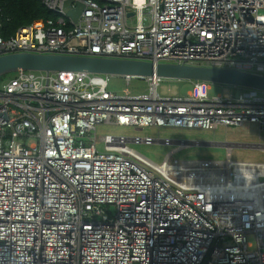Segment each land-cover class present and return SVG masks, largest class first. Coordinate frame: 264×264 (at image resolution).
I'll return each instance as SVG.
<instances>
[{
  "label": "built area",
  "instance_id": "1",
  "mask_svg": "<svg viewBox=\"0 0 264 264\" xmlns=\"http://www.w3.org/2000/svg\"><path fill=\"white\" fill-rule=\"evenodd\" d=\"M75 1L83 8L73 23L63 0H40L57 16L0 33V55L207 64L264 76V0ZM107 76L26 70L1 85L0 264H264V161L171 152L155 161L132 144L169 139L104 134L99 149L95 138L99 124L255 123L264 134V93L209 95L206 82L193 81L183 95H160L161 78L151 77L145 93L115 94Z\"/></svg>",
  "mask_w": 264,
  "mask_h": 264
},
{
  "label": "rangeland",
  "instance_id": "2",
  "mask_svg": "<svg viewBox=\"0 0 264 264\" xmlns=\"http://www.w3.org/2000/svg\"><path fill=\"white\" fill-rule=\"evenodd\" d=\"M7 75V76H6ZM0 78L1 83L5 82L11 75L6 74ZM108 86L107 89L115 94L123 93L127 88L130 94H137L148 91V84L145 80L139 78H131L129 83L126 84L125 80L121 76H107ZM209 95H231L233 94V86L208 83ZM191 88V84L186 81H177L175 79H161L156 91L162 95H183L187 90ZM104 134H115L124 136H150L155 139H170L172 144H162L155 142L150 145L144 144H132V147L145 155L146 157L160 161L165 154L172 149H176L175 153H172V157L176 158H216L223 159L226 154L231 151V158L237 160H254L264 161V152L250 148V147H234V144L239 143H252V144H264V134L258 131V126L255 123H245L242 126H219L215 129L207 130H180L170 129L162 127H147L142 129H135L133 127H121L110 124H99L95 129L96 145L99 149L102 148V143L98 141L99 137ZM179 140H183V146L178 144ZM185 141H197V145L194 143H184ZM175 142V144H173ZM231 143L230 147L225 146L223 143ZM246 145V144H245ZM248 240H252V236L247 237Z\"/></svg>",
  "mask_w": 264,
  "mask_h": 264
},
{
  "label": "water",
  "instance_id": "3",
  "mask_svg": "<svg viewBox=\"0 0 264 264\" xmlns=\"http://www.w3.org/2000/svg\"><path fill=\"white\" fill-rule=\"evenodd\" d=\"M82 8V2L75 0H63L62 2V10L65 16L73 23H76ZM20 70L55 71L60 72L63 78H68L69 73L74 71L141 78L157 76L165 79L201 80L231 85L237 89L248 87L264 91L263 75L235 68L58 53L14 52L0 56V77ZM181 141L183 140H179L178 144ZM184 143L197 145L198 142L184 140ZM258 145L243 144V146L250 148Z\"/></svg>",
  "mask_w": 264,
  "mask_h": 264
},
{
  "label": "trees",
  "instance_id": "4",
  "mask_svg": "<svg viewBox=\"0 0 264 264\" xmlns=\"http://www.w3.org/2000/svg\"><path fill=\"white\" fill-rule=\"evenodd\" d=\"M0 11L3 37H7L19 26L30 24L35 19H53L57 16L54 11L44 7L40 0H0Z\"/></svg>",
  "mask_w": 264,
  "mask_h": 264
},
{
  "label": "bare ground",
  "instance_id": "5",
  "mask_svg": "<svg viewBox=\"0 0 264 264\" xmlns=\"http://www.w3.org/2000/svg\"><path fill=\"white\" fill-rule=\"evenodd\" d=\"M82 11V10H81ZM1 12V11H0ZM1 22V21H0ZM28 25V24H27ZM23 26H25V25H23ZM20 27V26H19ZM17 29V28H16ZM15 29V30H16ZM0 33H1V28H0ZM13 34V33H12ZM2 35V34H1ZM9 35H11V34H9ZM8 35V36H9ZM7 36V37H8ZM3 37V36H2ZM3 38H6V37H3ZM12 53H14V52H12ZM34 53V52H33ZM7 54H9V53H7ZM59 54V53H58ZM2 55H4V54H2ZM1 56V55H0ZM87 56H90V55H87ZM138 60H140V59H138ZM173 63H177V62H173ZM185 64H188V63H185ZM198 65H207V64H198ZM209 66H211V65H209ZM215 67H224V66H215ZM226 68H229V67H226ZM20 71H22V70H20ZM24 71H26V70H24ZM32 71H37V70H32ZM242 71V70H241ZM18 72V71H17ZM43 72H45V71H43ZM49 72H55V71H49ZM75 72H78V71H75ZM247 72V71H246ZM16 72H14V73H10L9 75H11L10 77H12L14 74H15ZM60 73V72H59ZM85 73H87V72H85ZM253 73V72H252ZM90 74H92V73H90ZM9 77V78H10ZM121 77H123V76H121ZM132 77V76H131ZM153 77H157V76H153ZM8 78V79H9ZM133 78V77H132ZM134 78H139V79H143V80H145L146 81V83L148 84V81H147V79L148 78H151V77H146V78H141V77H134ZM161 79H163L162 77H160ZM7 79V80H8ZM6 80V81H7ZM175 80H177V81H182V80H179V79H175ZM161 81V80H160ZM186 81H188L190 84H191V82H193V81H201V80H186ZM203 82H206V81H203ZM4 83V82H3ZM3 83H1V85L3 84ZM207 84L209 83V82H206ZM159 84V83H158ZM158 86V85H157ZM156 86V87H157ZM229 86H231V85H229ZM148 87H149V85H148ZM246 88H248V87H240V89H237L236 87H234L233 86V89H234V91H233V94H236V93H238L240 90L241 91H243V89H246ZM251 89H254V88H251ZM256 90H258V89H256ZM258 91H261V90H258ZM261 92H263L264 93V91H261ZM142 93H145V92H142ZM170 140V139H169ZM170 141H172V140H170ZM225 146H227V147H230L232 144L231 143H227V142H225V143H223ZM239 143H236V144H234V147H244L243 146V144H246V143H241V145H238ZM254 149H258V150H260V151H262V152H264V145H261V144H259L257 147H254ZM171 154L172 153H175L176 152V149H172L171 151ZM230 155L231 154V151L229 152V153H227L226 154V156L227 155ZM225 156V157H226ZM231 157V156H230ZM207 159H216V158H207ZM224 159V158H223ZM235 160V159H234ZM237 160V159H236ZM214 245L217 247V248H219L220 246H221V244L220 243H218V242H215L214 243Z\"/></svg>",
  "mask_w": 264,
  "mask_h": 264
}]
</instances>
